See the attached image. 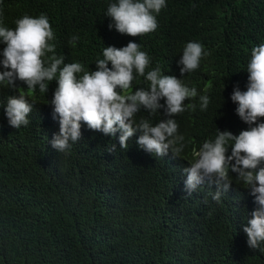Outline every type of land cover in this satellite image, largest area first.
Listing matches in <instances>:
<instances>
[{"label":"trees","instance_id":"1","mask_svg":"<svg viewBox=\"0 0 264 264\" xmlns=\"http://www.w3.org/2000/svg\"><path fill=\"white\" fill-rule=\"evenodd\" d=\"M113 2L0 0V16L14 29L23 15L45 14L55 54L66 64L81 63L85 71L96 70L105 47L139 43L150 57L146 72L159 65L162 74L197 89V97L186 100L185 111L173 117L184 137L183 150L179 157L170 150L155 156L136 144L139 132L121 149L119 131L107 136L81 122L80 140L57 152L50 141L59 132V117L53 118L47 103L57 81L49 82L46 93L37 87L32 94L20 81L16 88L3 86L0 264H264V244L249 248L243 231L258 207L254 199L242 208L224 194L217 202L215 185L207 182L188 195L183 172L203 142L215 139L217 128L238 135L248 127L230 95L234 86L247 90L251 49L264 44V0H166V7L154 13L157 29L139 37L108 28L111 18L105 13ZM73 36L79 37L75 46L69 43ZM190 41L201 43L208 55L181 77L177 61ZM148 86L137 76L129 91ZM20 94L34 106L28 125L15 129L4 107ZM200 95L209 97L206 110L199 107ZM142 118L155 125L165 117L163 109L155 114L142 109L134 119ZM112 144L115 152H107Z\"/></svg>","mask_w":264,"mask_h":264},{"label":"clouds","instance_id":"2","mask_svg":"<svg viewBox=\"0 0 264 264\" xmlns=\"http://www.w3.org/2000/svg\"><path fill=\"white\" fill-rule=\"evenodd\" d=\"M164 7L166 0H116L105 13L111 18L108 28L114 27L130 37L146 35L157 29L154 13ZM54 39L45 14L23 15L15 21L14 29L5 26L0 16V43L5 45L0 50V94L3 86L16 88L17 81L32 94L37 87L46 93L49 82L57 81L52 99L47 101L52 106L53 118L59 117V132L50 141L57 152H65L70 149V142L80 140L83 122L107 136H115L119 131L121 149L126 150L129 139L139 132L136 144L144 151L163 157L170 150L174 157H179L184 137L178 135L179 126L173 117L185 111L186 100L197 97L196 88L187 87L174 75L162 74L159 65L146 72L150 57L132 40L119 48L105 47L103 59L95 62L96 70L85 71L81 63L66 64L63 56L55 54ZM78 40V36H73L69 43L75 46ZM206 55L201 43L187 42L177 61L181 77L197 70ZM247 72V90L234 86L230 95L237 105L235 112L248 125L247 129L234 135L217 128L215 139L203 142L194 152V162L183 172L188 195L207 182L215 185L212 199L217 202L224 194L232 205L242 208L254 199L258 207L243 231L249 248L260 249L264 244V122L260 121L264 117V44L251 49ZM137 76L149 82L148 88L129 91ZM199 101L200 109L206 110L208 95H200ZM33 106L25 94L9 97L4 107L8 124L15 129L27 126ZM188 107L195 110L196 105ZM142 109L150 114L163 109L165 118L155 125L143 118L136 123L134 118ZM116 148L112 144L107 152L113 153Z\"/></svg>","mask_w":264,"mask_h":264}]
</instances>
